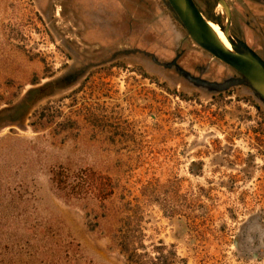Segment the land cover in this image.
I'll use <instances>...</instances> for the list:
<instances>
[{
	"label": "rangeland",
	"instance_id": "rangeland-1",
	"mask_svg": "<svg viewBox=\"0 0 264 264\" xmlns=\"http://www.w3.org/2000/svg\"><path fill=\"white\" fill-rule=\"evenodd\" d=\"M134 50L236 76L165 0H0L3 227L25 214L93 264H264V105L248 87L197 88ZM59 167L110 177L113 195L62 196ZM13 234L0 229V264H15Z\"/></svg>",
	"mask_w": 264,
	"mask_h": 264
},
{
	"label": "water",
	"instance_id": "water-1",
	"mask_svg": "<svg viewBox=\"0 0 264 264\" xmlns=\"http://www.w3.org/2000/svg\"><path fill=\"white\" fill-rule=\"evenodd\" d=\"M176 16L187 36L202 50L226 66L232 68L241 77L228 78L223 82H213L190 75L177 64L178 56L168 63H161L150 53L153 63L165 69L174 68L186 81L197 88L209 92L222 93L231 88L248 84L255 96L264 105V61L243 41L232 36L229 30L231 21L230 7L226 0H214L226 16L225 25L208 20L193 0H165ZM209 22L216 24L223 33L231 49H227L219 40Z\"/></svg>",
	"mask_w": 264,
	"mask_h": 264
},
{
	"label": "trees",
	"instance_id": "trees-1",
	"mask_svg": "<svg viewBox=\"0 0 264 264\" xmlns=\"http://www.w3.org/2000/svg\"><path fill=\"white\" fill-rule=\"evenodd\" d=\"M50 180L56 190L68 199L94 198L104 202L113 195L111 178L91 169L69 172L59 167L51 171ZM23 217L26 215L23 214L21 219L5 216V227L0 220L1 230L14 232L12 256L15 264H93L82 257L77 244L61 240L50 227L30 225ZM20 228L30 236H18L16 233ZM122 242L120 240L121 252L130 260L131 255ZM23 256L26 260L21 259Z\"/></svg>",
	"mask_w": 264,
	"mask_h": 264
},
{
	"label": "flooded vegetation",
	"instance_id": "flooded-vegetation-1",
	"mask_svg": "<svg viewBox=\"0 0 264 264\" xmlns=\"http://www.w3.org/2000/svg\"><path fill=\"white\" fill-rule=\"evenodd\" d=\"M232 1L234 3L233 4L234 14L232 15V9L230 8V12H231L230 22L231 23H230L229 30H230L231 35L245 42L258 55V57L264 61V0H232ZM215 6H216V3L214 4L213 8ZM205 11L210 12V8H207ZM122 17L120 18V21L123 23L125 19H124V16ZM205 17L208 20L218 23L219 25H225V22H226V16L223 13L217 14L215 16L213 15V11H212L211 15L206 14ZM117 52H118L117 54L118 55L120 54V56L128 55V53L124 50H119ZM132 53L142 54L152 61L151 57L147 56L145 52L134 50V52ZM118 55H115V56H118ZM180 55L181 54L178 52L175 54V57L178 56L177 64H178V60L180 59ZM211 67L212 66L208 62H206L205 65L203 66L200 64H196L191 68L192 72L190 71H187V72L190 73V75L194 77H199L201 79H205L208 81L223 82L224 81L223 79L217 81V80H214L212 77H210ZM82 71H84V69ZM234 72L236 76H233V78L241 77L236 71ZM241 86L248 87L250 89L249 85L246 83Z\"/></svg>",
	"mask_w": 264,
	"mask_h": 264
},
{
	"label": "bare ground",
	"instance_id": "bare-ground-1",
	"mask_svg": "<svg viewBox=\"0 0 264 264\" xmlns=\"http://www.w3.org/2000/svg\"><path fill=\"white\" fill-rule=\"evenodd\" d=\"M217 10L220 13H223L220 6L217 7ZM224 14V13H223ZM210 27L213 29L219 40L222 42V44L227 48L231 49L229 43L227 42L226 38L224 37L223 33L220 31L219 27L216 24H213L212 22H209Z\"/></svg>",
	"mask_w": 264,
	"mask_h": 264
}]
</instances>
